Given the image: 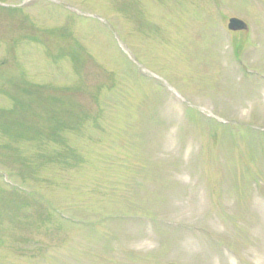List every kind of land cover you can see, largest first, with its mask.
<instances>
[{"label": "rangeland", "instance_id": "obj_1", "mask_svg": "<svg viewBox=\"0 0 264 264\" xmlns=\"http://www.w3.org/2000/svg\"><path fill=\"white\" fill-rule=\"evenodd\" d=\"M0 264H264V0H0Z\"/></svg>", "mask_w": 264, "mask_h": 264}, {"label": "water", "instance_id": "obj_2", "mask_svg": "<svg viewBox=\"0 0 264 264\" xmlns=\"http://www.w3.org/2000/svg\"><path fill=\"white\" fill-rule=\"evenodd\" d=\"M227 28L230 30H240L245 29L246 24L243 20L237 18V17H230L228 19Z\"/></svg>", "mask_w": 264, "mask_h": 264}]
</instances>
